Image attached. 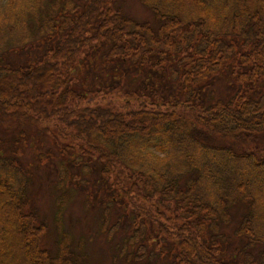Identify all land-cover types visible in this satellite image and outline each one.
I'll return each mask as SVG.
<instances>
[{"label": "trees", "instance_id": "obj_1", "mask_svg": "<svg viewBox=\"0 0 264 264\" xmlns=\"http://www.w3.org/2000/svg\"><path fill=\"white\" fill-rule=\"evenodd\" d=\"M7 1L0 127L34 125L62 152L97 162L104 192L127 212L125 245L137 249L126 260L154 243L170 264H237L241 255L264 264V0H140L155 25L117 0ZM35 42L44 47L35 61L7 58ZM90 60L92 76L116 74L81 92L74 71ZM225 74L233 90L210 100L207 89ZM27 180L0 153V264H79L63 239L54 253L41 246L46 224L29 209ZM234 209L232 236L243 242L230 249L220 230Z\"/></svg>", "mask_w": 264, "mask_h": 264}, {"label": "rangeland", "instance_id": "obj_2", "mask_svg": "<svg viewBox=\"0 0 264 264\" xmlns=\"http://www.w3.org/2000/svg\"><path fill=\"white\" fill-rule=\"evenodd\" d=\"M52 1L43 0L42 4L47 7ZM86 1L58 0V4L60 7L68 4V7L81 8ZM7 3V0H0V13L5 7L8 8ZM115 5H119L131 18L148 20L154 25L156 23L150 9L142 5L140 0H117ZM42 48V43L35 42L33 46L26 47L17 55L6 56L15 63L35 61L40 57ZM90 62V66L82 67L80 64L74 71L78 80L75 88L81 92H92V85L96 84L100 77H104L105 71L112 76L116 74L109 67H104L97 75L92 76V60ZM136 74L146 77L148 72L142 70ZM133 75L126 80L129 87H133L137 80V77L134 78L135 81L131 85ZM157 79V76L152 78L155 82ZM110 80L117 84L116 80ZM230 81L227 74L224 79L214 81L213 86L207 89L210 100L225 98L230 94L233 90ZM216 141L220 142L218 139ZM258 144L264 147V134L259 137ZM232 145L235 146L234 143ZM238 147L241 148V145ZM0 153L12 157L14 165L28 178L27 204H30L29 209L37 213L38 220L46 224V231L41 237L43 248L54 253L58 247L57 242L63 239L68 244L69 251L81 255L79 264H170L173 261L168 256L169 253L159 257V250L154 243L145 245L147 255L138 261L126 260L131 258L127 254L137 249L136 243L125 245V238L131 234L125 226L128 217L123 216L127 215V212L124 213L122 207L107 197L106 191L104 192L107 185L96 171L95 160L81 157L75 152H62L41 128L27 123L0 127ZM83 164L87 167L83 168ZM106 208L107 219H104L103 212ZM240 211L241 209H234L229 224L223 225L220 230L230 237V249L237 248L243 242L232 236ZM258 250L259 247L250 249L253 259ZM237 264H245L242 255L237 259Z\"/></svg>", "mask_w": 264, "mask_h": 264}]
</instances>
